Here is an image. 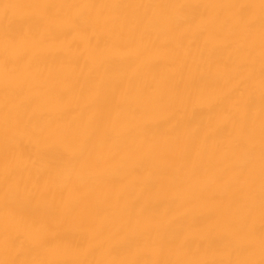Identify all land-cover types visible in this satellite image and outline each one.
<instances>
[{
    "label": "bare ground",
    "instance_id": "6f19581e",
    "mask_svg": "<svg viewBox=\"0 0 264 264\" xmlns=\"http://www.w3.org/2000/svg\"><path fill=\"white\" fill-rule=\"evenodd\" d=\"M0 264H264V0H0Z\"/></svg>",
    "mask_w": 264,
    "mask_h": 264
}]
</instances>
